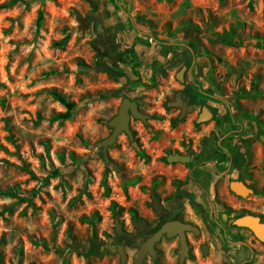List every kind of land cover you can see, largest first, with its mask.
I'll list each match as a JSON object with an SVG mask.
<instances>
[{
    "label": "rangeland",
    "instance_id": "374dc122",
    "mask_svg": "<svg viewBox=\"0 0 264 264\" xmlns=\"http://www.w3.org/2000/svg\"><path fill=\"white\" fill-rule=\"evenodd\" d=\"M117 2L134 23L125 21L110 0L108 17L101 9L105 19L100 30L80 31L77 18L86 17L89 0H0L2 264H120V256L110 251L85 257L90 237L105 243L115 238L117 218L133 232L132 220L151 213V189L173 196L191 188L178 187L190 179L192 165L169 164V153L212 151L228 131L241 128L243 141L237 146L249 158L242 177L257 194L238 199L226 189L228 177L217 193L207 191L201 199L205 223L196 220L206 237L198 241L206 238L217 253L192 256L186 264H232L230 256L250 259L244 247L220 241L214 221H207L208 200L216 194L230 207L264 219V143L258 140L256 123L264 126V46H259L264 44V0ZM225 32L246 44L216 43ZM185 63L214 119L239 124L220 127L210 142L214 123L194 128L196 114L180 121L178 110L165 108L166 98L183 88L175 74ZM113 70L130 81L116 80ZM52 91L79 105L71 120L59 119L66 108ZM110 91L120 93L94 98ZM243 91L256 96L237 99ZM123 96H140L142 111L151 119L147 125L132 121L134 142L121 135L104 155L98 143L111 135L108 122L118 114ZM236 136L230 135L235 142L224 141L223 147L238 151ZM55 170L60 171L57 177L52 176ZM205 173L203 169L201 176ZM219 177L211 175L213 181ZM184 210L193 218L188 205ZM233 233L253 242L258 250L253 264H264V245L248 231ZM161 247L156 261L147 258L143 264H177L176 241ZM126 252L128 264H134V251Z\"/></svg>",
    "mask_w": 264,
    "mask_h": 264
},
{
    "label": "flooded vegetation",
    "instance_id": "af4514ba",
    "mask_svg": "<svg viewBox=\"0 0 264 264\" xmlns=\"http://www.w3.org/2000/svg\"><path fill=\"white\" fill-rule=\"evenodd\" d=\"M92 3H90V11L86 15V21L85 24H89V29L93 30V28H96V30H100L101 23L103 22L104 13L101 12V9L105 7V11L108 15L109 11L106 6H110V0H89ZM118 0H112V3L116 5V8L120 11L121 15L125 16V21L129 20L131 23H134V19L131 18L132 14L128 13L125 10V7H121L120 4L117 2ZM129 3L134 2L136 0H127ZM104 5V6H103ZM109 20V19H108ZM147 26V25H146ZM152 38V41L156 44L160 43L158 42L157 36H153L149 34ZM172 64H174L172 62ZM187 67V70L184 75V83H181L177 79L178 73L183 69V67ZM192 71V67L189 66L187 63L183 64L182 67L176 72L175 74V80L182 84L183 88L174 92L173 96L171 98L167 97L165 100V108L167 111L170 110H178V119L180 121L185 120L188 116L192 114H196V118L193 121V127L196 128L198 126L204 125V124H210L214 123L213 129L210 131V134L208 136V141L215 139L218 135V131L220 127H236L239 124L233 120L230 119L226 122L217 121L215 120V112L206 99L207 96H205L201 90H197L194 88L192 83V76L190 75V72ZM162 75L164 77H167V72L162 71ZM188 80V83H186ZM188 87H192L194 90H196L199 95L197 97H194V95L190 94L188 92ZM129 98L128 96H124L123 98ZM132 101H138L142 100L139 97L129 98ZM143 101V100H142ZM180 105V106H177ZM145 106V102L143 101V105L139 106V111L143 114H146L142 111V108ZM204 107H207L209 112L212 114V119L206 123L198 124L197 121L200 119ZM192 109V111H189V109ZM148 115V114H147ZM150 116V115H149ZM151 119V116H150ZM132 121H139L136 119H132ZM262 124V123H261ZM145 125V124H144ZM130 129L132 131L131 123H130ZM258 140L261 141V136H264V129L260 130L258 127ZM234 133H237L236 138L238 139V143L235 145L237 148L240 143L243 141L242 133H244V129L241 128L239 130H231L228 131L226 135L223 137V141L220 142L217 140L216 148L214 147L212 151H206L201 152V148L198 149V152L196 153L194 151H190L186 154L181 152H174L169 153L166 157L167 158L170 155H182L185 157H190V161L183 164V163H173V164H183L185 166L192 165L191 172L189 174V178L187 181H185L184 185H179V189L189 187L191 185V188L187 189L185 188L184 191H181L180 193L176 191V194L171 195H163L156 189H151L149 192L150 195V201H151V213L149 216L144 217L143 219L135 218L132 220V226L134 231H128L124 230L122 226V234L119 235L116 232V237L113 238L114 242L112 245H123L127 249H132L134 251V256L137 253V251L140 249V247L145 244L147 241H149L151 238L154 237V235L160 231V229L167 223L172 222H181L183 224H190L194 227H197L200 231L199 235H196L194 232H186V242L188 246V257L185 259L184 264H186L192 256L199 257V256H208L212 255L213 257L217 253L216 248L212 245L211 242L208 240H205L203 242H199L198 240L205 236V233L203 231V226L200 227L196 220L199 219L202 224L205 223V220L203 218V203L201 199L206 195H208L207 191L214 190L215 192L219 190V188L222 185V181L228 177L226 189L229 193L235 195L238 199H250L254 197L257 194V190L252 187L251 185H248L245 181V179L242 177V175L245 174V165L248 164V155L246 153H243L242 150L238 148V151H230L227 148L223 147V142L226 141L228 145L231 144V142H235L233 139H229L230 135H234ZM127 136V135H126ZM128 137V136H127ZM129 138V137H128ZM130 140V139H129ZM131 142H134L131 141ZM262 142V141H261ZM264 143V142H262ZM238 145V146H237ZM246 146V143L244 144ZM102 153L105 155V153L102 151ZM204 156V158H203ZM170 164V163H169ZM208 167V168H207ZM207 168V169H206ZM203 169H205V174L201 176L203 173ZM234 173L238 174V177L234 179ZM215 174L216 177H219L217 181H213L211 179V175ZM211 179V180H210ZM223 179V180H222ZM233 181H239L243 182L248 188L254 190V193L249 196L248 198L244 199L242 197L237 196L235 193H233L230 189V184ZM214 187V189H212ZM151 192H154L155 197L160 202L162 206V215H160L154 208H153V196L151 195ZM217 193V192H216ZM208 204L210 206V219L208 216L209 222L214 221V226L218 229L219 236H221L220 241L223 242V244H229L234 247H244L250 254V259H239L235 258V256H230L229 262L232 264L237 263V259L240 260L239 264H253L254 258L258 255L257 247L254 246L253 242H249L245 239V237L242 234L234 235L233 231L237 230L239 232L241 231H248L251 233V235L254 237V240L261 245H264L257 237L253 234L252 231L246 228H239L234 225V221L237 218L246 216V215H252L255 217H259L261 219V222L264 223V219L257 214H254L252 212H248L246 210H238L235 208H232L228 205L227 201L225 199H222L218 197L216 194L213 199L209 198ZM188 205L191 214L193 218L186 215L185 206ZM137 221L138 224H144V226L139 229L133 222ZM122 225V224H121ZM206 237V236H205ZM109 240V239H108ZM170 241H176V262L177 264H180V255L179 251L181 250V242L180 237L176 236L174 238H168L166 235L163 236V238L157 242L154 246V249L157 253L156 257L147 256V258H151L153 261H156L161 256L160 249L162 248V245H165L167 242ZM108 242H102L101 245V251L107 252L110 251L111 246ZM207 247L208 255H204V249ZM133 256V259H134ZM129 258V257H128ZM146 258V259H147ZM145 259V260H146ZM134 263V262H133ZM144 263V262H143Z\"/></svg>",
    "mask_w": 264,
    "mask_h": 264
},
{
    "label": "water",
    "instance_id": "95a60500",
    "mask_svg": "<svg viewBox=\"0 0 264 264\" xmlns=\"http://www.w3.org/2000/svg\"><path fill=\"white\" fill-rule=\"evenodd\" d=\"M92 3L91 1H89ZM78 22L81 24L80 31H85L89 29V24H85L86 18L78 17ZM187 70V67H183V69L178 73L177 79L179 82L184 83V75ZM124 97V96H123ZM143 105L142 100L132 101L131 99L125 97L122 99L121 105L118 110V114L108 122V126L111 128L112 133L109 137L98 143V146L101 150L106 154L108 149L115 145L118 138L121 135H127L130 141L134 140L133 132L130 129V123L132 119H136L141 121L143 124L147 125L150 120V116L147 114H143L139 111V106ZM180 106V105H177ZM189 111H192L190 108ZM212 119V114L209 112L207 107H204L203 113L200 119L197 121L198 124L206 123ZM261 141L264 142V136H261ZM168 163H187L190 161V157H185L182 155H170L167 158ZM230 189L237 196L242 197L244 199L248 198L254 193V190L248 188L243 182L233 181L230 184ZM153 196V208L162 215V206L160 202L154 195V192H151ZM139 229H141L144 224H138L137 221L133 222ZM234 225L239 228H246L253 232V234L259 239L262 243H264V223L261 222L259 217H255L252 215H246L240 218H237L234 221ZM115 229L117 234H122V225L120 220L115 219ZM186 232H194L196 235L200 234V231L197 227H194L190 224H183L181 222H172L165 224L160 231H158L153 238L143 244L137 253L134 256L133 262L134 264H143L147 256L156 257L157 253L154 249V246L157 242H159L163 236H167L168 238H174L176 236L180 237L181 242V250L179 251L180 255V264H184L185 259L188 257V246L186 242L185 233ZM114 242L113 238H109L108 244L112 245ZM111 253L118 254L120 256V264H128L129 258L126 252V248L123 245H112L110 249ZM204 255H208L207 247L204 249Z\"/></svg>",
    "mask_w": 264,
    "mask_h": 264
},
{
    "label": "trees",
    "instance_id": "16d2710c",
    "mask_svg": "<svg viewBox=\"0 0 264 264\" xmlns=\"http://www.w3.org/2000/svg\"><path fill=\"white\" fill-rule=\"evenodd\" d=\"M42 14H41V18H42ZM174 37V35H172ZM214 41L216 43L219 44H225V45H229L232 47H238V46H244L246 43L245 41H236L234 39V37L228 33L225 32L223 34H218L217 37L214 39ZM259 46H264V44L260 43ZM132 66V65H131ZM135 76H138V74L136 72H133ZM110 74L116 79V80H121L123 78H127L126 81H130V77H128L127 74H122L119 73L115 70L110 71ZM188 92L192 95H194V97H197L199 95V93L194 90L192 87H188ZM119 91H110V92H106V93H100L98 95H96L94 98L99 99V100H105L111 96H117L119 95ZM52 96L58 101L60 102L65 108H66V112L64 114H62L59 119L62 121H68L71 120L75 114V112L77 111L79 105L71 100H69L68 98H66L65 96H63L62 94H60L57 91H52ZM255 93L253 92H241V93H237V99H241V98H252L255 97ZM257 126L259 127L260 130L264 129V126L261 124V122H256ZM60 175V171L59 170H55L52 173V176L57 177ZM101 245L102 242H100L98 239H96L95 237L91 236L89 239V242L86 246L84 255L85 257L89 258L91 256H97V257H102L104 255L105 252L101 251ZM0 264H2V258L0 255Z\"/></svg>",
    "mask_w": 264,
    "mask_h": 264
},
{
    "label": "crops",
    "instance_id": "0c3cea01",
    "mask_svg": "<svg viewBox=\"0 0 264 264\" xmlns=\"http://www.w3.org/2000/svg\"><path fill=\"white\" fill-rule=\"evenodd\" d=\"M136 1H138V0H136ZM107 17H108V15H107Z\"/></svg>",
    "mask_w": 264,
    "mask_h": 264
}]
</instances>
